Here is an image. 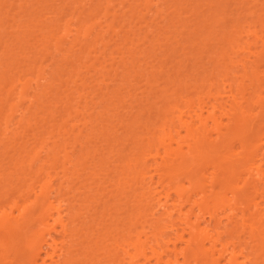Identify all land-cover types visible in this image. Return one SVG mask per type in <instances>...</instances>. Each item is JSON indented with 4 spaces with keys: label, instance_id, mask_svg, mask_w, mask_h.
Returning a JSON list of instances; mask_svg holds the SVG:
<instances>
[{
    "label": "bare ground",
    "instance_id": "bare-ground-1",
    "mask_svg": "<svg viewBox=\"0 0 264 264\" xmlns=\"http://www.w3.org/2000/svg\"><path fill=\"white\" fill-rule=\"evenodd\" d=\"M153 1L0 0V264H264V17L236 6L261 0H231L261 28L225 18L231 30L221 26L219 41L212 37L230 0H214L207 14L196 7L207 0L191 8L179 0L189 15L170 5L167 18L158 10L162 22V0L155 13ZM147 11L165 30H203L191 37L197 42L172 30L178 44L186 35L196 47L223 44L210 51L211 69L202 47L194 59L207 68L192 62L188 76L165 73L161 91L174 98L156 94L163 101L154 116L156 100L115 102L125 88L136 98L132 76L159 86L160 76L139 71L163 30Z\"/></svg>",
    "mask_w": 264,
    "mask_h": 264
},
{
    "label": "rangeland",
    "instance_id": "rangeland-1",
    "mask_svg": "<svg viewBox=\"0 0 264 264\" xmlns=\"http://www.w3.org/2000/svg\"><path fill=\"white\" fill-rule=\"evenodd\" d=\"M10 1H12V0H10ZM135 1H136V0H135ZM141 1H143V0H141ZM144 1H145V0H144ZM151 1H152V0H151ZM154 1L157 2V0H154ZM154 1H153V2H154ZM158 1H159V0H158ZM163 1H164V0H162L161 2L163 3ZM170 1H171V2H170ZM177 1L179 2V0H175V2L177 3L176 6L174 5L175 2H174L173 0H168L167 2H166V0H165V1H164L165 3H163V4H162L161 2H157V5H158L159 7H160V4H159V3H161V4L163 5V6H162L163 8H164L165 6L167 7V10H165L166 7H165L164 9H163L162 7H161L160 9H158L159 7L157 6L158 8H156V7H155L156 3L154 2V6H153V7H152V4H151L152 10H154V11H152L151 9H149V12H150V10H151L152 12L155 13V11H156L155 8H156V9H157V12H156L155 14L159 13L158 10H160V11H161V14L164 13V17L167 18L168 16H165V15H168V14L170 13V12L168 11V9H169V10H170L171 8H172V9H176V10H177V13L179 12V10H180V9H179V8H180V7H179V6H180L179 4H180V3L178 4ZM180 1H182V0H180ZM186 1H188L187 4H186V2H185L184 4H186V5H187L186 7H189V8H191L192 6H195V5H194L195 3H196V4L199 3V2H197V0H196V1L193 0V3L191 2L192 0H191L190 2H189V0H186ZM202 1H203V0H202ZM224 1H227V0H224ZM230 1H231V0H230ZM230 1L228 0V5H230V3H229ZM236 1L239 3L238 0H235V2H236ZM241 1H242V0H241ZM243 1H244V0H243ZM246 1H248V0H246ZM250 1H251V0H250ZM253 1L255 2V0H252V2H253ZM257 1H258V0H257ZM262 1H264V0L259 1L260 4L262 3V5L258 4L257 2H256V3H257L258 5H255L254 3H253V5L251 4L250 6H251L252 8L248 7L249 4H250L249 2H248L249 4H247V2H245V3H244V2H241V3H244L245 6H244L243 4H241V3H240L241 5H236V6H237L238 8H240L241 10H243L244 14H245V15L247 14V15H246L247 17H251V19H252V18H255L254 16H257L256 14H257L258 12H259V13H258L259 16H260V13L264 14V2H262ZM137 2H138V1H137ZM172 2H173V3H172ZM194 2H195V3H194ZM231 2H232V1H231ZM235 2H234V3H235ZM138 3H140V2H138ZM176 3H175V4H176ZM200 3H201V2H200ZM203 3H204V4H202L203 6H202V5H200V6H196V7L198 8V11H199V10H200V11H201V10H202V11H206V9H207V10L210 9V11H211L212 9H215L214 6H211V7H213L212 9H211V7H210V8H207V7H209L210 5H213V4L216 3V1H214V0H207V5H206L205 2H203ZM232 3H233V2H232ZM234 3H233V5L231 4L232 6L230 5L231 8H230V7H227V5H226V9H227V11L225 10L223 13H221V14L219 15L220 19H221V16L223 17V20H222V19H221V20L219 19V20H220V21H223V24H224V25L221 24V25L215 27V29L218 30V31H217L218 33H214V32H212V31L215 30V29H213V30L211 29L212 31L210 32L209 35L211 36V35L217 34L216 36H218V37L213 36L212 38H215V39L217 38V40H218V38L221 36V34H222V32H223L222 29H221V26H224V27H225V30L228 29V28L230 29L229 24H228V21H229V22H233L232 20H231V21L229 20L230 17H231V19H232V18L235 16L236 18L234 17V18H233L234 20H236V19L238 18L237 20H238L239 22H240V21H245L246 25H248L249 23L252 22V20H251V22H248V23H247V20H244L246 17H245L244 14L242 13V11H240V9H239V10H238V8H237V9H234V6H235ZM114 4H115L114 6H116L118 3L115 2ZM142 4H143V3H142ZM144 4H145V3H144ZM208 4H209V5H208ZM236 4H237V3H236ZM14 5L17 6V5H18L17 2H15ZM137 5H138V4H137ZM170 5H172V6L174 5V6H173V7L171 6V8H170ZM178 5H179V6H178ZM181 5H182V4H181ZM246 5H248V6H246ZM124 6H126V5H124ZM138 6H141V4L138 5ZM168 6H169V7H168ZM190 6H191V7H190ZM236 6H235V7H236ZM14 7H15V6H14ZM117 7L119 8V5L116 6V8H117ZM122 7H123V6L120 7V10H122V9H121ZM141 7H142V6H141ZM144 7H145V5H144ZM148 7H149V5H148ZM151 7H150V8H151ZM175 7H176V8H175ZM203 7H204V9H201V8H203ZM114 8H115V7H114ZM116 8H115V10L118 9V8H117V9H116ZM123 8H124V7H123ZM133 8L135 9V10L133 11V12L135 13V12L137 11L136 8H138V7L136 6V8H135V7H133ZM139 8H140V7H139ZM142 8H143V7H142ZM177 8H178V9H177ZM189 8H188V9H189ZM199 8H200V9H199ZM205 8H206V9H205ZM229 8H230V11L228 10ZM232 8H233V9H232ZM13 9H14V8H13ZM17 9H18V8L15 7L14 11H17ZM125 9H126L125 11L127 12V9H128V8L126 7ZM147 9H148V8H146V9L143 8V10H147ZM161 9H162V10H161ZM182 9H183V7L181 8L180 12L184 13V10H182ZM184 9H185V8H184ZM231 9H232V12H231ZM118 10H119V9H118ZM118 10H117V12H118ZM120 10H119V12H121ZM131 10H132V9H131ZM131 10L128 9V12L125 13V15H126V14H127V15H130V14H129V11H131ZM139 10H141V9H139ZM143 10H141L140 12H142ZM163 10H164L165 12L168 11L169 13H166V14H165V12H164ZM189 10H190V9H189ZM189 10H187V11H189ZM237 10H238V11H237ZM4 11H5V9L2 10V12H4ZM12 11H13V10H12ZM170 11H172V10H170ZM187 11H186V13H188ZM228 11L231 13V15H229V12H228ZM233 11H234V12H233ZM239 11H240L242 14L239 13ZM250 11H256L257 13H255V15H253V13H254V12H253L251 15L248 16V14L251 13ZM122 12H124V11H122ZM122 12H121V14H122ZM133 12H130V13H133ZM140 12H139V13H140ZM149 12L147 11V13L149 14V16H148V14H147L148 17H147V16L144 17V19L148 18V21H149V17H151L150 20L153 18V17L151 16V14L154 15V13H151V14H150ZM174 12H176V11L174 10ZM190 12H191V11H190ZM208 12H209V10H208ZM226 12H228V14H227ZM237 12H238V13H237ZM246 12H249V13H246ZM139 13H138V16H139ZM145 13H146V12H145ZM172 13H173V12H171L170 15L173 16V19H176L177 13H176V15H175V14L172 15ZM186 13H184V15L182 14L181 16H183V18H185L184 16L186 15ZM209 13H210V12H209ZM234 13H236V14H238V15L241 14L240 17L243 16V18L241 17L242 19L240 18L241 20H239V17H237L238 15L236 16ZM121 14H120V16H118V17L116 18L117 20L121 17ZM136 14H137V13H136ZM141 14H142V13H141ZM141 14H140V15H141ZM161 14L159 13V14H157V15H160V16L162 17ZM180 14H181V13H180ZM204 14H207V11H206V13L204 12ZM233 14H234V15H233ZM262 14H261V16L264 17V15H262ZM3 15H4V16H3L4 19L7 20V18H6V14L3 13ZM170 15H169V16H170ZM178 15H179V14H178ZM188 15H189V13H188ZM214 15H215V14H212V15L210 14L209 16H214ZM141 16H142V15H141ZM141 16H139V17H141ZM155 16H156V15H155ZM155 16H154V18H153V20L156 18V20H154V21H155L154 24H155V26L157 27V29H161V30H162L163 28L158 27L159 24L156 25V23H158V20H160V17H159V16H156V17H155ZM174 16H175V17H174ZM181 16L179 15V18L182 19ZM191 16H192V14L189 16L190 18H189L188 16H186V19H188V20H189V19H193V17H191ZM126 17H127V18H126ZM187 17H188V18H187ZM194 17H195V16H194ZM199 17H200V16H198V18H199ZM262 17H261V18H262ZM132 18H133V17H132ZM134 18H137V16H136V17L134 16ZM134 18H133V19H134ZM166 18H163V17H162L161 20H160V22H162L163 20L165 21ZM200 18H201V17H200ZM211 18H212V17H211ZM225 18H227L228 21H227ZM257 18H258V19L255 18V20H259L260 17H257ZM261 18H260V20H261ZM123 19H126L127 21H130L131 18L129 19L128 16H125V18H121V19H119V20H123ZM133 19H131V20L133 21ZM138 19H139V18H138ZM138 19H137V20H138ZM140 19H142V18H140ZM144 19H142V20L144 21ZM177 19H178V18H177ZM186 19H184V20H186ZM209 19H210V18H209ZM209 19H208V20H209ZM224 19H225L226 21H225ZM248 19H250V18H248ZM134 20H136V19H134ZM137 20H136V22H137V24L139 25L140 20H139V22H138ZM142 20H141V21H142ZM194 20H195V19H193V23H194ZM198 20H200V19H198ZM208 20H207V22H208ZM255 20H253V22L250 24L251 27L255 25V26H260V28H261L260 23H262V22L259 21V22H260V23H259L258 21H256V22L254 23ZM262 20H264V19H262ZM156 21H157V22H156ZM182 21H183V20H182ZM182 21H181V23H182ZM190 21H191V20H189L188 22H190ZM209 21H210V20H209ZM248 21H250V20H248ZM134 22H135V21H134ZM134 22H133V23H134ZM149 22H150V25H154V24H152L153 22H152V23H151V21H149ZM191 22H192V21H191ZM225 22H227V23L225 24ZM127 23H128V22H126V24H127ZM133 23H131V24H133ZM163 23H164V22H163ZM208 23H210V22H208ZM242 23L245 24L244 22H242ZM253 23H254V24H253ZM126 24H125V26L128 25V24H127V25H126ZM129 24H130V23H129ZM142 24H143V22H142ZM142 24H141V25H142ZM145 24H146V22H144V25H145ZM148 24H149V23H147V25H148ZM164 24H165V23H164ZM164 24H163L164 27H167V26L169 25L168 23H166L167 26H166V24H165V25H164ZM189 24H190V23H189ZM199 24H201V23H199ZM133 25L135 26V24H133ZM133 25H132V26L130 25V26L133 27ZM141 25H140V26H141ZM150 25L148 26V28H151V29L154 28V29L152 30V33H153V31L156 29V27H155V26L152 27V26H150ZM179 25L181 26V24H179ZM193 25H195V24H193ZM197 25H198V24H197ZM226 25H228V28H227ZM230 25H231V23H230ZM130 26L128 25V27H130ZM140 26H139V27H140ZM163 26H162V27H163ZM128 27H125V28H128ZM137 27H138V26H137ZM144 27H145V26H144ZM170 27H171V26H170ZM173 27H174V26H173ZM191 27H192V26H191ZM211 27H212V26H211ZM217 27H219V29H221V30H219ZM262 27H264V26H262ZM123 28H124V27H123ZM145 28H146V27H145ZM145 28H143L142 30H144ZM176 28L180 29V27H178V26H177ZM176 28L174 27V29H176ZM182 28H184V27H182ZM185 28H186V27H185ZM187 28L190 29L189 27H187ZM209 28H210V27H209ZM212 28H213V27H212ZM252 28H253V27H252ZM133 29H135V31H136V28L133 27ZM146 29H147V28H146ZM170 29H171V30H169V29H168V30L163 29L162 31L159 30L160 32H159L158 30H157V31L155 30V31H154V34H156V33L158 34V35H157V34L155 35V36H156L155 39H154L153 41H151V42L148 44L149 46L146 45V44H144V45L148 46V49L146 50L147 52H145V54L143 53V55H144L143 57H144L146 60H145V59L141 60L143 57H142V56L140 57V58H141L140 61H143V64H142L143 68H141L139 71L141 72L143 69H145V71L147 72V75H148V76H149V75L152 76V77H159V76H160L159 86H154V87H153V84H152V85H150V86H152V87H150V86L148 85V83L146 84L147 81H146V79L143 78V77H146L145 75L141 76L140 74H138V75H136L135 77L132 76V77L130 78L131 81L134 82V83L136 84V86H138V88H137L136 90L133 89V88H131V89H132L131 92L134 93V95H137L136 98H132L133 96L129 97L128 94H127V93H128V90H127V88H125L124 91H123L122 93H120V95H119L120 97H117L118 99L115 100L116 103L124 102V100L127 99V98H128V100H127L125 103L130 102V103H129V106H131L132 104H135V103H137V104L140 103L141 105H142V104H147L148 102H151L152 100H156L157 102H155V103L152 105L153 107H155V106H156V107L152 109L153 111H152V114H151V115L154 116V114H155L156 112L161 113V112H162V108L159 107V105H161V102H160V101H163V100L161 99V97H158L157 95L160 94V93H162V94L166 93L167 96H168L169 93H170V90L167 91V92H165V91H161L162 86H166V83L163 82V79L166 77V74H165V73H166V72H168V73L170 72L171 75L175 76V74L177 75V73L179 74V73L181 72V73L179 74L180 77H181V76H184V75L188 76L186 72L192 70V67H193V70H194V69L197 67V65L199 66L198 70H199V69H202L200 66L203 67V64H205V65H204V68H207L208 65H207L205 62L208 60V58L213 57V56L216 58V55L211 56V52H212L213 50H215V51H213L212 53H213V54H214V53L217 54L219 51H216V50H219V48H220V49L222 48V47H221V44H222V43L219 44V48H218V46H217L216 44H215L216 46L213 44L215 47H212L211 44H212V43H215L213 40H212L213 42L209 44L210 47H211V48L209 47L210 49L206 48V46H204V45H205L204 43H199L200 45L198 44L197 47L195 46V45H196L195 43L192 44L191 41H190V40L192 39L191 37L194 36V39H196V37H197L196 40H197V41L200 40L199 38H200V35L203 33V30H201V29H199V28H198V30L202 31L201 34H200V32L197 30L198 34H197V33H196V34H197V35L200 34V35H199V38H198V36H197L195 33H194L195 35H193L192 33H191L192 35H191V34H187V33H188L187 29H186V30L184 29L187 33H186L185 31H183V29H180V30L177 29L178 31H176V30H174V29H172V28H170ZM229 29H228V30H229ZM121 30L124 31V32H126V31L123 30L122 28H121ZM121 30H120V31H121ZM139 30H140V29H139ZM139 30H137V31H139ZM172 30H174L176 33L179 32V33L177 34V36H176V37H178V38H179L178 35L181 33L180 31H182V33H184V35L187 34V35H188V38H191V39L186 40L187 35L184 36V38H182L183 36H181L180 39H178V40H182V39H184V40H182V41H186V43H183V42H182L181 44H178V43H176V39H177V38L174 37V36H173V38H172V35H176L175 33H172V32H174V31H172ZM207 30H208V29H207ZM216 30H215V32H216ZM230 30H231V29H230ZM230 30H229V31H230ZM259 30L264 31V29H258V31H259ZM122 31H121V33H123ZM145 31H146V30H145ZM221 31H222V32H221ZM140 32H141V31H140ZM155 32H156V33H155ZM158 32H159V33H158ZM219 32H221V34H219ZM259 32H261V31H259ZM141 33H142V34H141ZM141 33H140L141 35L144 34V32H141ZM152 33H149V34H152ZM205 33H206V31L204 32V34H205ZM211 33H212V34H211ZM213 33H214V34H213ZM140 34H139V36H141ZM218 34H219L220 36H219ZM189 35H190V37H189ZM168 36H171V38L168 39V42H167L166 39H167ZM185 37H186V38H185ZM181 38H182V39H181ZM188 38H187V39H188ZM212 38H211V39H212ZM194 39H192V42L196 41V40H194ZM215 39H214V40H215ZM178 40H177V41H178ZM193 40H194V41H193ZM140 41H141V40H140ZM140 41H139V42H140ZM165 41H166V44H165ZM197 41H196V42H197ZM218 41H219V40H218ZM147 43H148V42H147ZM179 43H180V42H179ZM216 43H217V41H216ZM176 44H177V46L174 47V45H176ZM183 44H184V46L182 47ZM202 44H203V46H201ZM217 44H218V43H217ZM144 45L141 44V46H143V47H144ZM171 45H173L172 47L175 48V50H173V52H172V51H171V52L169 51V49H170L169 46H171ZM178 45H179V46H178ZM193 45H194L195 47H194ZM222 45H223V44H222ZM139 46H140V45H139ZM139 46H138L137 48H140ZM200 46H201V47H200ZM176 47H177V49H176ZM198 47H199V48H198ZM202 47H205V49H207V51L209 50L208 52L210 53V56H209V55L205 54V53H207L206 50H205V52H204V50H203L202 54L200 55V56H202L201 58H203V59H204V58H205V59L207 58L206 61H205V59L203 60V61H205V62L201 61L202 59H199V60H198V59H196V60L194 59V58H200V57H199V53H200V52L198 53V52H196V50L199 49L198 51H202V49H204V48H202ZM207 47H208V45H207ZM174 48H173V49H174ZM200 48H201V49H200ZM212 48H213V50H212ZM216 48H218V49H216ZM171 50H172V49H171ZM211 50H212V51H211ZM210 51H211V52H210ZM216 52H217V53H216ZM195 53L198 55V57H197V55H196ZM194 54H195V55H194ZM203 54H204V56L206 55L207 57H206V56L203 57ZM186 56H187V57L190 56V57H189V58H186ZM195 56H196V57H195ZM208 56H209V57H208ZM116 59H117V58H116ZM210 59H212V58H210ZM144 60L147 62V65L145 64L146 62H144ZM197 60L199 61V63H198ZM212 60H213V62L211 61V63H212V66H213V65L216 63L217 59H212ZM214 60H216V61L214 62ZM149 61H151V62H149ZM194 61H195V62H194ZM88 62H90V60H89ZM109 62H110V61H109ZM192 62H193V63H192ZM201 62H202V64H201ZM209 62H210V60L207 61L208 64H209ZM107 63H108V62H107ZM153 63H154V64H153ZM191 63L193 64V66H192ZM211 63H210V64H211ZM148 64H151V65H148ZM160 64H161L162 67H163L162 70H163L164 73L160 71V67H159ZM189 64H190V67L192 66L191 68L189 67ZM199 64H201V65H199ZM210 64H209V68H207V69H211V68H210V66H211ZM153 65H154V66H153ZM195 65H196V66H195ZM151 66H153V67H152L153 69L151 68ZM187 66L189 67V70H188V68H186ZM206 66H207V67H206ZM212 66H211V67H212ZM184 68H185L186 70H184ZM204 68H203V69H204ZM260 68H264V67L261 66ZM135 69H137V67H135ZM177 69H178V70H179V69H183V71H184V72L186 71V72H185V74L183 75L182 70L176 72ZM208 71H209V70H208ZM191 72H192V71H191ZM191 72H189V75H191V74H190ZM160 73H161L162 75H161ZM173 73H174V74H173ZM207 73H208V72H207ZM164 74H165V75H164ZM93 76H94V75H93ZM96 76H97V75H95L94 78L92 77V80L95 81V80H96V79H95ZM161 76H162V77H161ZM200 76H201V75H200ZM200 76H199V77H200ZM61 77H62L63 79H65V78L69 77V75L63 74V75H61ZM72 78H73V76H72L70 79H72ZM184 78H185V77H184ZM184 78H183V79H184ZM200 78H201V77H200ZM89 80H90V79H89ZM133 80H135V81H133ZM94 81H89V82H90V86H91V84L94 85V83H95ZM136 81H137V82H136ZM161 81H162V82H161ZM64 83H65V82H64ZM67 83H68V82H67ZM67 83H66V84H67ZM66 84L60 86L59 91L62 90V89H64V88L66 87ZM69 84L71 85L72 83L69 82ZM69 84H68V85H69ZM57 85H58V84H57ZM68 85H67V86H68ZM94 86H95V88H96V85H94ZM145 86H146V88H144ZM147 86H148V87H147ZM68 87H69V86H68ZM93 88H94V87H93ZM170 88H173V87H170ZM188 88H189V89H192L193 87L190 86V87H187V89H188ZM189 89H188V90H189ZM142 90H144V92H143ZM156 91H157V92H156ZM190 91H191V90H190ZM52 92H53V93L55 92L54 89L52 90ZM156 94H157V95H156ZM51 96H52V95H51ZM154 96H157V97H154ZM123 97H124L125 99H124V100H121ZM168 97H169L170 99H173V98H174L173 96H170V95H169ZM75 100H76V98H75ZM110 106H111V105H110ZM110 106H109V107H110ZM161 106H162V105H161ZM46 108H47V107H46ZM79 108H81V106H79ZM108 109H109V108H108ZM118 110H119L118 108L115 109V108L113 107V108H111L108 112H106V113L104 114V116H108V115L112 116L111 114L116 113ZM80 111H81V112L78 114L79 117H82L84 114H86V112H85V113L83 112L84 110H80ZM87 111H90V110H87ZM94 113H95V117H96V119H93V123H92V124H94V126H93V129H92V130L96 132V131H98V130H101V129H100L101 126H100V124L97 125V124H98V120H99L98 117H97V116H98V112H97V110H96ZM71 115L73 116V115H76V114H75V112H74V113H72ZM143 116H144V115H143ZM65 117H66V116H65ZM79 117H76L75 119H79ZM115 117H116V116H114V118H115ZM70 122L72 123L73 120H71ZM80 123H81V122H80ZM114 123H116V121H115ZM81 126H82V125L79 124V126H77V127L73 130V132H72L71 135H70V137H71V141H73L74 133L78 132V130H79V128H80ZM120 130H122V128H120ZM1 131H3V127H2V126H0V132H1ZM86 131H88V130L83 131V134H84V135H85V132H86ZM103 146H104V145H103ZM103 146H102V147H103ZM93 148H94L93 146L90 147V149H93Z\"/></svg>",
    "mask_w": 264,
    "mask_h": 264
}]
</instances>
